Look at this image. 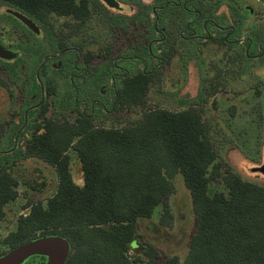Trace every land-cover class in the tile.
<instances>
[{
    "label": "rangeland",
    "instance_id": "1",
    "mask_svg": "<svg viewBox=\"0 0 264 264\" xmlns=\"http://www.w3.org/2000/svg\"><path fill=\"white\" fill-rule=\"evenodd\" d=\"M144 3L157 7V24L159 28L162 26L166 36L160 48L154 45L153 52L163 53L164 57L172 53L171 57H167L159 75L150 84L145 102L110 113L96 110L93 124L123 127L137 120L149 108L177 111L193 107L200 112L208 127L217 160L222 165V174L230 168L245 180L264 185V174L252 169L262 164L264 156V51L259 57L245 53L246 41L250 43L249 51H254V54L258 51V44L264 41V0H196L195 7L200 11L194 25L197 33L202 32L205 20L212 21L222 27L232 26V34L228 36L235 42L226 41L224 32L210 28V25L207 27L211 34L202 32L199 40H183L179 32L185 30V24L191 18L189 12H177L171 8L163 11L158 0H145ZM119 8L105 7L101 12L93 10L85 24L75 27L76 21L71 17L55 15L48 24H40L0 2V42L14 47L18 55L9 61L0 59V166L6 165L13 174L17 191V197L0 211V256L10 251L3 239L16 229L19 215L29 211L26 205L38 200L45 202L57 187L55 168L40 158L27 156L23 137L16 138V142L14 140V134L23 123L25 109L40 96L35 71L44 62V57L53 53L55 42L78 46L83 55L90 54L95 59L91 62L93 69L89 74L75 79L76 89L68 75L54 71L50 59L44 62L39 80L45 90V81L51 80L55 89L51 95L45 91L44 102L47 101L48 106L44 116L74 121L80 109L72 110L67 105L72 103L75 95L89 104L93 99H100L109 108L108 97L113 81L111 72L106 70L107 64L124 52L132 54L129 48L143 44L141 35H145V20L141 24L134 22L124 27L110 20L115 13L128 16L136 12L133 4L126 0ZM16 13L31 19L36 30L18 20ZM153 19L155 21L154 16ZM47 31L53 34L52 38ZM152 37H157V34L152 33ZM158 49H161L160 53ZM22 56L25 58L23 68L17 64V59ZM128 68L130 74L136 71L132 65ZM103 94H108V97ZM42 117L37 113L27 117L29 131L24 137ZM69 153L73 179L82 185L80 161L73 149ZM172 182L174 191L167 197V218L162 220L164 207L160 205L152 218H141L138 222L137 251H130V255L140 260L134 264H164L175 254L184 260L188 252L197 229L196 214L190 191L181 176L176 175ZM216 190L226 191L222 177L210 183L211 193ZM147 243L159 252L153 260L143 252L142 247ZM42 260L40 256L32 255L21 264H44L45 260Z\"/></svg>",
    "mask_w": 264,
    "mask_h": 264
},
{
    "label": "trees",
    "instance_id": "2",
    "mask_svg": "<svg viewBox=\"0 0 264 264\" xmlns=\"http://www.w3.org/2000/svg\"><path fill=\"white\" fill-rule=\"evenodd\" d=\"M0 2L40 24H48L54 15L73 16L79 20L77 27L90 18L91 3L97 4V0ZM126 2L136 4L138 12L110 16V20L123 27L141 24L148 14L143 0ZM158 2L163 11L182 7L171 4V0ZM195 6L196 0L183 5ZM144 23L147 25L146 20ZM47 35L53 37L48 31ZM141 38L145 52L147 40L144 35ZM131 47L139 54L140 45ZM162 66L151 73L139 69L122 77L114 92L115 108L122 110L145 102L149 86ZM35 80L40 93L36 77ZM45 84L47 94H53L51 80ZM71 101L73 104L67 107L78 110L75 100ZM47 106L45 101L37 111L29 113L37 112L43 117L31 126L24 142L25 154L55 168L57 187L45 202L26 205L29 211L19 215L16 229L3 239L10 249L40 236L57 234L68 239L71 246L65 264H134L140 260L130 255V251H137L138 222L152 218L160 205L164 207L162 220L167 218V197L174 191L172 179L180 175L191 194L197 229L184 260L175 254L164 264H264V185L245 180L230 168L222 174L208 127L197 109L172 111L154 107L126 126L107 127L93 124V116L81 110L74 121L44 116ZM70 149L80 161L82 185L73 179ZM219 177L226 191L211 193L210 183ZM15 185L8 167H1L0 211L17 197ZM142 248L150 260L159 256L149 243Z\"/></svg>",
    "mask_w": 264,
    "mask_h": 264
},
{
    "label": "flooded vegetation",
    "instance_id": "3",
    "mask_svg": "<svg viewBox=\"0 0 264 264\" xmlns=\"http://www.w3.org/2000/svg\"><path fill=\"white\" fill-rule=\"evenodd\" d=\"M119 2V5L122 6V2L123 0H116ZM145 1V0H144ZM143 1V2H144ZM148 1V0H147ZM189 0H171V4H176V5H182V7H177V12H189L191 14V18L186 22L185 24V30H182L179 32V36L180 38H182L183 40H199L201 39V34L203 33H207V34H211L207 25H210V28H216L219 31L224 32V36L226 41L229 42H235L236 40H232L230 39V35L232 26H227V27H222L220 25L215 24L212 21H207L205 20L202 24L203 26V30L201 33H197V29L195 28V26L193 25L198 21L199 15H200V11L195 7L193 8H185L183 7V5L185 6L188 3ZM151 4V3H149ZM105 7H109L112 9H116V10H120V8H116V7H111L109 6L104 0H97V4L95 3H91V11L93 10H97V12H101L102 10H104ZM133 7L135 8L136 12H138L139 7L136 4H133ZM157 7L154 6H148L147 4V12L148 14L145 17V20L147 22V25H145L144 27V36H148L147 38V42H146V47L145 52H143V46L140 45L141 50L138 51L139 54H137V50L135 47H130L132 54H125V52L122 55H119L116 57V59L114 61H112V63L107 64L106 70L107 72H111V79L113 81V83L110 86V92L109 94H111L108 97V94H103V96L108 97L109 100V108L106 107V105L100 100V99H93L90 104L88 102H84V100L82 99H78V95L74 96V100H75V104L77 106L78 109L81 110V112L83 113H89L93 116L94 112L96 110H100L101 112L104 113H110L113 110H115V96H114V92L116 91V89L119 87L120 85V80L122 77H124L125 75L130 73V70L128 68V65H132L133 67H136V72L139 69H142L143 71H147L148 73H151L154 69H156L158 66H162L163 64L166 63V59L169 56L168 54H165V57L162 56L163 53H160V50H157L158 53L160 54H155L153 52V47L154 45H159V43H163V41H165V34L163 33L162 26L159 28L158 27V22H159V18H158V14L156 13ZM175 10V11H176ZM134 11V13H136ZM133 13V14H134ZM119 13H115V15L113 16H119L117 15ZM121 14V13H120ZM125 14V13H122ZM153 16L155 17V21L153 19ZM16 18V17H15ZM18 20H21L19 18H17ZM71 19L75 20V21H79L77 19H75L73 16L71 17ZM22 21V20H21ZM24 24L25 22L22 21ZM87 21L83 22L81 25L85 24ZM27 25V24H25ZM28 26V25H27ZM71 28L73 25H70ZM75 27H77V22L74 24ZM153 28H155V33L157 34V37L153 38L152 37V33H153ZM31 29V28H30ZM34 30V29H32ZM229 33H231L229 35ZM229 35V36H228ZM143 36V35H141ZM206 37H209V35H207ZM229 37V39H228ZM36 39H38V37H34ZM0 44L9 50H13L14 47L10 46V45H6V44H2L0 42ZM250 47V43L249 41H246V50L245 53L249 56H253V57H259L263 51H264V41L262 44H258L257 46V53L254 54V51H249ZM54 50L53 53L47 55L44 57V62L48 59H50L51 63L53 64V69L56 72H62L64 75H68L70 78L71 83L74 86V89H76V86L74 85L75 79H78L84 75H88L89 71H91V69H93L91 62L94 61V57L93 56H88V54L83 55V51L78 47V46H72V45H66L65 42L63 41H57L55 42L54 45ZM14 51V50H13ZM15 52V51H14ZM16 53V52H15ZM144 55H143V54ZM250 53V54H249ZM16 57H18L17 53L16 56H14L13 58H2L0 57L1 60L3 61H9L12 59H15ZM24 56L20 57L17 62L20 63L21 68L25 67L24 66ZM40 64L36 71H35V75L36 78L38 80L39 86H40V96L39 99H35L36 101L31 102L29 106H27V108L24 111V114L22 115V124L19 126V130L16 131V133L14 134V140L16 142V138L18 137H23V143L26 140V137H24V135L27 133V131H29V126L27 125V117L31 118L34 116L30 115L29 113L32 110L37 111L41 105L44 102V97H45V89L44 86L42 85L41 81L39 80L38 75H40L43 67L45 66V63ZM17 66V65H16ZM52 83V82H51ZM53 86V85H52ZM103 90H101L102 92ZM76 92V91H75ZM102 95V93H101ZM36 98V95L33 97ZM37 113V112H35ZM6 166V165H5ZM259 166V165H258ZM2 167V165L0 166V168ZM257 171V170H255ZM259 172V171H257Z\"/></svg>",
    "mask_w": 264,
    "mask_h": 264
},
{
    "label": "water",
    "instance_id": "4",
    "mask_svg": "<svg viewBox=\"0 0 264 264\" xmlns=\"http://www.w3.org/2000/svg\"><path fill=\"white\" fill-rule=\"evenodd\" d=\"M111 7H120L116 0H104ZM29 27L36 30L31 19L23 14L16 13ZM16 53L13 50L4 48L0 44V57L13 58ZM264 174V156L262 164L252 168ZM71 246L65 237L57 234L40 236L31 241L25 242L7 253L0 256V264H21L32 255H43L46 257L44 264H65L70 253Z\"/></svg>",
    "mask_w": 264,
    "mask_h": 264
}]
</instances>
